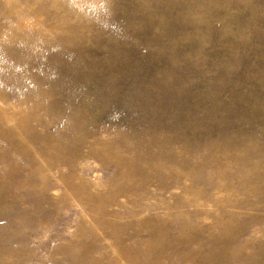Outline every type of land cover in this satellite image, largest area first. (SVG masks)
Masks as SVG:
<instances>
[{
	"label": "rangeland",
	"instance_id": "374dc122",
	"mask_svg": "<svg viewBox=\"0 0 264 264\" xmlns=\"http://www.w3.org/2000/svg\"><path fill=\"white\" fill-rule=\"evenodd\" d=\"M0 264H264V0H0Z\"/></svg>",
	"mask_w": 264,
	"mask_h": 264
}]
</instances>
